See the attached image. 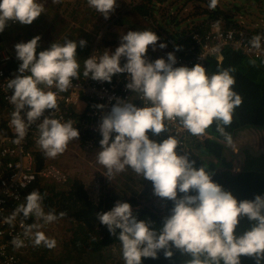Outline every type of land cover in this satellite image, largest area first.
Returning a JSON list of instances; mask_svg holds the SVG:
<instances>
[{
  "label": "clouds",
  "instance_id": "1",
  "mask_svg": "<svg viewBox=\"0 0 264 264\" xmlns=\"http://www.w3.org/2000/svg\"><path fill=\"white\" fill-rule=\"evenodd\" d=\"M86 3L106 20L117 6V0H86ZM217 4L218 0H209L208 7L215 9ZM44 11L42 0H0V33L9 21L31 25ZM40 39L36 36L14 45L20 64L15 78L7 81V89L13 93L8 99L14 108L10 125L16 134L13 143L19 145L29 127L43 116L36 127V143L45 157L55 159L67 150L71 141L79 139L72 120L62 121L53 116L58 109V93L67 92L73 81L80 78L81 64L75 40L53 42L37 54ZM262 39L256 35L249 43L260 50ZM159 40L154 31H128L119 36V46L114 52L104 49L102 54L94 52L83 60L82 75L111 83L114 75L127 74L126 90L137 94L143 105L138 108L117 98L110 111L101 116L98 132L102 138L96 160L106 170L105 175L113 178L131 169L144 181L151 182L154 196L171 201L174 206L159 230L151 222L138 221L131 205L121 200L111 210L97 213L96 220L119 240L124 264H141L142 258L155 260L161 251L165 258H171L172 248L191 257L187 264H241L242 256L254 257L256 264H260L264 260V196L238 202L213 182L212 174L203 167L195 168L189 156L177 155L179 142L174 136L168 135L156 143L147 135L166 133V122H176L192 136H200L214 121L224 134L223 126L231 124L235 108L243 103L242 96L234 91L235 69L208 75L200 64L174 67L177 61L173 53L167 54V62L164 58L150 62L146 58L147 49L152 46L155 50ZM86 43L80 40L79 47L84 48ZM166 46L159 44L160 49ZM121 60L125 61L123 66ZM95 107L102 111L104 106ZM25 109H28L24 112L27 122L21 116ZM45 110L52 111L45 116ZM190 191L195 195H190ZM178 192L183 194L180 198ZM45 195L33 190L4 223L11 226L17 217H22L23 236L31 238L35 246L43 244L51 249L56 241L38 229L67 213L57 215L54 210L46 213ZM30 217L43 224H24ZM244 217L250 228L237 235V226ZM11 243L17 249L25 246L20 236Z\"/></svg>",
  "mask_w": 264,
  "mask_h": 264
},
{
  "label": "trees",
  "instance_id": "2",
  "mask_svg": "<svg viewBox=\"0 0 264 264\" xmlns=\"http://www.w3.org/2000/svg\"><path fill=\"white\" fill-rule=\"evenodd\" d=\"M197 1L191 10L192 14L201 11L200 0ZM249 1L256 4L264 2V0ZM157 2L163 3L162 0ZM153 4L154 0L133 1L131 2V11L139 17H149L155 20L153 12L156 8ZM206 4L207 9H203L200 13L206 14L205 23L220 22L224 23L226 28L239 27L237 18L240 17L239 14L236 15L239 9L234 14L225 11L218 5L215 9H210L208 7L209 0L206 1ZM184 6L185 4H182L183 8ZM256 32L264 34V25L258 27ZM84 41L87 42L84 48L79 47V42L77 44L76 54L80 63L91 56L92 37ZM82 55H87V57L81 60ZM208 66L210 75L223 69H235V72L232 73L236 80L234 91L242 96L243 103L235 108L231 124L223 126L224 134L218 131L217 122L214 121L205 131L210 136L209 138L192 142V150L188 155L189 160L194 162L195 168L203 167L206 172L212 174L213 182L230 192L238 202L251 201L257 195L264 196V153L244 148L250 145V140L256 141L254 137L264 138V55L260 57L247 56L241 51L226 49L222 53L220 61L211 59L208 61ZM81 67L83 68V64ZM0 128L3 136L9 135L5 123L1 122ZM248 132L249 135L244 134ZM150 133L148 132L147 135ZM162 141L161 138H157L155 142ZM231 145H237L236 156L231 150ZM35 158L38 168H41L45 161L44 154L38 151L35 153ZM235 160L239 161L238 170H235L234 167ZM138 185L143 188V193L139 197L156 199L158 207L154 203L147 207L130 198L127 203L131 205L133 215L138 221L151 222L153 227L159 230L162 227L163 219L170 215L174 205L171 201L154 196L150 181H144L142 177H139ZM33 190H38L41 195L46 194L43 200V208L46 213L51 210H54L57 215L60 212H66L67 215L62 219L69 220L73 225L72 242L74 244L70 247L65 244L63 250L53 253V259L43 264H124L119 240L110 235L105 226L99 224L96 214L111 210L117 200L126 202L125 198L120 195L111 197L104 194V199L99 202L95 201L90 198L83 183L72 178L64 185L51 183L46 179H37L25 190L24 199ZM189 194L195 195L191 191ZM182 195L178 192L177 198ZM161 207L162 211L159 210ZM26 221L29 224L38 223L35 217H30ZM248 228H250V222L246 217L241 218L236 234L240 235ZM118 234L119 230H117ZM171 251L173 252L171 258H165L161 251L157 254V259L142 258L141 264H187L191 258L175 248H172ZM240 261L241 264H256L254 257L242 256ZM260 264H264V260H261Z\"/></svg>",
  "mask_w": 264,
  "mask_h": 264
},
{
  "label": "built area",
  "instance_id": "3",
  "mask_svg": "<svg viewBox=\"0 0 264 264\" xmlns=\"http://www.w3.org/2000/svg\"><path fill=\"white\" fill-rule=\"evenodd\" d=\"M12 25L17 23H12ZM115 30L112 21L104 25L95 36V42L92 44L91 55L94 52L100 54L98 44L104 39L103 34L106 31L113 32ZM128 32V31H127ZM127 32L125 34H127ZM264 34L245 27L226 28L224 23L211 22L204 30H192L189 35V43L182 53L174 52L176 58V67L187 66L193 67L200 64L210 75L208 69V61L211 59L221 60L222 53L226 49L241 51L244 55L260 57L264 55V39L261 41V49L257 50L251 47L249 41L253 36ZM166 43L174 46L173 38L166 37ZM45 49L36 50L38 54ZM125 61L121 60V66ZM20 62L16 59L15 53L0 48V114L2 113L3 122L5 123L9 135L0 138V264H21V255L25 252L33 250L46 249L43 244L35 246L31 238L23 236L22 217H17L13 225L4 223V219L10 215L15 207L23 203V195L25 190L37 179H46L47 181L59 185H64L68 181V176L51 163H43L38 168L35 153L39 151L36 143L38 139L37 125L42 122L43 116L36 123L32 124L26 137L19 145L13 143L16 138L14 129L10 125L11 114L14 111L8 99L11 97L12 90L7 89V81L15 78ZM127 74L114 75L111 83L93 81L86 79L80 75L78 80L73 81V86L63 93H58V109L55 110L53 118L62 121L72 120L73 126L80 128L85 135L84 143L92 141V146L96 141L101 139L98 132V124L101 116L106 115L116 99L127 100L136 107H143L142 101L137 94L126 90L125 83ZM95 105H103V110H98ZM21 112L22 119L26 121L24 112ZM81 110V112H80ZM52 110H45L44 115L47 116ZM79 114L82 118L79 122L75 116ZM167 132H162L158 136L150 133L149 139L156 141L157 138L167 139L168 135L174 136L179 144L175 149L177 155H189V143L202 141L210 136L206 133L200 136H192L176 122H166ZM115 134H113L114 137ZM111 141V140H110ZM24 224H29L23 221ZM30 225V224H29ZM43 231L45 235L54 239L53 232L49 227L38 229ZM20 236L24 240V247L15 248L11 243L14 237Z\"/></svg>",
  "mask_w": 264,
  "mask_h": 264
},
{
  "label": "rangeland",
  "instance_id": "4",
  "mask_svg": "<svg viewBox=\"0 0 264 264\" xmlns=\"http://www.w3.org/2000/svg\"><path fill=\"white\" fill-rule=\"evenodd\" d=\"M47 1L49 0H42V2H44L46 11H44V13L40 16L41 18L38 20V23L33 21L31 25L23 26L17 23L12 25L15 28L12 27L13 33L11 37L6 39L4 37H0V46H2L0 47L1 49H6L12 53H15L14 45L20 42H28L36 36L41 38L38 42V47H42L43 49H46L44 47H49L53 42L62 43L66 38L79 42L80 40H86L87 38L89 39L92 37L93 44V40L97 35V32L104 27L106 22L108 23L110 21L108 19L106 20L105 18L100 20L99 16L96 14L93 15L96 11L93 12L94 9H89L87 3L84 1H77L75 3L67 2L66 0H64L65 2L60 0L59 3H48ZM129 1L130 2H127L125 6H121L117 9V11L120 10L121 14L118 12V15L121 17V20L124 19L127 22H132L134 24L132 28L136 27L137 30L140 27H148V29H151L152 31H164L163 33L165 34L159 33V41H161V43L165 44L166 37H168L167 33L170 36L174 34L178 35L180 32L175 31L184 30L189 34L194 29L190 26V23H186V21L189 18L188 14L198 1L188 4L187 9L184 10L185 7H182L183 0H174L177 2L174 12L172 9L170 10L172 5L170 6L167 3L169 0L165 1L164 5L166 6L160 8H158L156 3H154L153 5L156 10L153 12V17L155 20H152L149 17L141 18L135 14H131L133 17L132 20L131 18L126 19V12L130 11L132 7L131 2H143L145 0ZM249 3L252 2H248V0H219V5L223 7L225 11L234 14L238 12L236 15L239 14L238 16L240 17L237 18L239 26L256 31L258 27L263 26V23L260 21L263 18L259 15L257 10L259 11L260 9L264 8V2H262V4L253 3L254 5H249ZM48 4L52 5L46 8ZM126 6H128V10H126ZM247 8L251 9L252 12H247ZM137 18L140 20L139 23H137ZM185 23V27L180 29L179 27H183ZM176 26H178V28H176ZM122 31V27L119 25L117 33L120 34ZM132 31L134 30L132 29ZM107 33V31L104 32V39L98 44L100 54H102L104 49H108L113 45H116L114 48H112L113 50L119 46V39L116 37H110ZM113 34L115 35L116 33ZM109 38L114 39V41L109 42ZM166 48L168 51L169 47L166 46ZM86 57L87 55H82L80 58L83 60ZM80 64H83V62ZM74 116L78 122L82 118V116L79 114ZM1 122H3L2 113L0 114V124ZM77 130L79 132V139L71 141L67 150L63 154L58 155L55 159H49L45 157L44 163H51L63 170V172L68 176V181L70 178L81 181L85 189L88 191L90 198L95 201L99 202L104 199V194H108L111 197L120 195L122 198L126 199V202H128L127 200L130 198L133 199V201L137 200L139 203L147 207H149L152 203L158 207V202L156 199H146L147 197H139V195L143 193V188L142 186L138 185L139 176H137L131 169H128L113 178L107 177L105 175L106 170L103 168V166L99 165L96 160V154L100 150V139L96 141L93 146L92 141H89L88 144L84 143L85 135H83L82 130L79 127ZM244 134L249 135L250 133L248 132ZM1 137H3V134L0 128V138ZM254 138V140L259 141V143L264 142V138ZM250 143H253L254 147L258 148L257 144H255V141L252 142L250 140ZM188 146L191 153L192 142H190ZM231 148L234 153L238 151L237 145H231ZM39 151L41 150L39 149ZM238 169L239 166H235V170ZM159 210L162 211L163 208L161 207ZM37 222L43 224L42 221ZM43 227L51 228L54 235V240L56 241V246L51 249L46 248L33 250L32 252H25L21 255V264H43L53 259V253H58L59 251L63 250L65 248V244H67L68 247L74 244L72 242L73 225L69 220L59 219L56 222L44 224Z\"/></svg>",
  "mask_w": 264,
  "mask_h": 264
},
{
  "label": "crops",
  "instance_id": "5",
  "mask_svg": "<svg viewBox=\"0 0 264 264\" xmlns=\"http://www.w3.org/2000/svg\"><path fill=\"white\" fill-rule=\"evenodd\" d=\"M63 2H65L64 0H62ZM67 2H71V3H75V2H77V1H79V2H82V1H84V2H86V0H66ZM157 1H159V0H154V3H156V5L158 6V7H164V6H166V5H164V3H165V1H167V0H162V2L163 3H160V2H157ZM185 1V2H184ZM195 1H197V0H183V3L182 4H185V8H184V10H186L187 9V6H188V4H192V3H194ZM206 1L207 0H201V1H199L200 3H201V11L203 10V9H207V4H206ZM48 3L49 2H53V0H49V1H47ZM127 2H130L129 0H117V6L116 7H121V6H123L124 4H127ZM248 2H250L249 0H248ZM169 5H172L171 6V8H170V10L172 9V11L174 12V8H175V5H176V3L177 2H175L174 0H169L168 2H167ZM254 2H252V3H249V5H254L253 4ZM52 4H48L47 6H46V8H48L49 6H51ZM205 5V6H204ZM218 6H220L219 5V0H218V4H217ZM126 7H128V6H126ZM125 7V8H126ZM221 7V6H220ZM89 8V7H88ZM118 8H116L115 9V11L113 12V13H111L110 14V16H109V18L108 19H110L111 21H112V23H113V25H114V27H115V30L113 31V32H109V31H107L108 33V35L110 36V37H116V38H118L119 39V36L120 35H122V34H125L127 31H132V29L135 31V30H137L136 29V27L135 28H132V26L134 25L132 22H127V21H125L124 19H122L121 20V17L118 15V12L120 11V10H118L117 11V9ZM89 9H91L92 10V8H89ZM124 9V8H123ZM122 9V10H123ZM121 10V11H122ZM126 10H128L127 8H126ZM46 11V10H45ZM201 11H198V12H200L201 13ZM246 11L247 12H252L251 11V9H246ZM258 11V10H257ZM93 12H95V10L93 11ZM123 12V11H122ZM259 13H260V15H261V17L263 18V19H261L260 21L263 23V25H264V8L263 9H260L259 11H258ZM127 14H126V19H128V18H131V20H132V16H131V14H135L134 12H132L131 10L130 11H127L126 12ZM200 13H196V14H192V12L191 13H189V18L187 19V21H186V23H190V26L191 27H193L194 29L193 30H199V31H201V30H204L205 28H207V25H208V23H205L204 21H205V19H204V17H206V14H200ZM97 15V16H99V18H100V20H102L104 17L102 16V15H100L99 13H97V12H95L93 15ZM121 14V13H120ZM136 15V14H135ZM138 16V15H137ZM139 17V16H138ZM238 17V16H237ZM236 17V18H237ZM41 17H38L36 20H34V22L35 23H38V20L40 19ZM141 18H143V17H141ZM138 19V18H137ZM139 19L137 20V23H139ZM104 22V21H103ZM102 22V23H103ZM126 23V24H125ZM186 23L183 25V27H179L180 29L181 28H184L185 27V25H186ZM121 26L122 27V32H120V34L119 33H117V30H118V26ZM12 24L10 23V22H8V24H7V26L5 27V30L2 32V33H0V37H4L5 39L6 38H8V37H11L12 36V33H13V29H12ZM125 27V28H124ZM129 27H131V28H129ZM13 28H15V27H13ZM176 28H178V26H176ZM138 30H149L148 29V27L147 28H138ZM150 31H152L151 29H150ZM155 33H156V35L159 37V33L160 34H162L164 31H154ZM175 32H180L178 35L177 34H174V35H172L171 37H173V40L175 41V45L174 46H169V45H167V43H166V40H165V44L167 45V47H169V50L167 51V48H166V50H165V48L164 49H160L159 48V44L161 43V41H158L157 42V45H156V47H155V50H153V48H152V46H149L148 47V49H147V53H146V58L151 62V61H155L156 59H159V58H164L165 59V61L167 62V54L168 53H173L174 54V52H178V53H182L183 51H184V49H185V47L187 46V43H189V39H188V32H185L184 30H182V31H175ZM113 33H116L115 35L113 34ZM158 33V34H157ZM163 34H165V33H163ZM167 36L168 37H170V35L167 33ZM109 40V42H111V41H114V39H108ZM3 44H4V42H3ZM77 44H78V42H77ZM116 45H113L112 47H110V48H108L109 50H111V51H113L114 52V50L112 49V48H114ZM0 47H2V46H0ZM101 47H102V45H101ZM177 47H179L181 50H179V51H175V49L177 48ZM39 48H42V47H38L37 49H39ZM44 48H48V47H44ZM36 49V50H37ZM90 51H92V45H91V48H90ZM174 67H176L175 65H174ZM82 72H83V68L81 67V75H82Z\"/></svg>",
  "mask_w": 264,
  "mask_h": 264
},
{
  "label": "flooded vegetation",
  "instance_id": "6",
  "mask_svg": "<svg viewBox=\"0 0 264 264\" xmlns=\"http://www.w3.org/2000/svg\"><path fill=\"white\" fill-rule=\"evenodd\" d=\"M249 144H250V145H248V146H246V147H244V148L249 147V148H251V149H255V150H257V151L264 150V142H263V143H259V141H255V144H257V147H258V148H255L254 145H253V143H250V142H249ZM236 162H237V160H235V162H234V167L236 166Z\"/></svg>",
  "mask_w": 264,
  "mask_h": 264
},
{
  "label": "water",
  "instance_id": "7",
  "mask_svg": "<svg viewBox=\"0 0 264 264\" xmlns=\"http://www.w3.org/2000/svg\"><path fill=\"white\" fill-rule=\"evenodd\" d=\"M247 149H249V150H252L251 148H249V147H247ZM231 150H232V148H231ZM238 152V151H237ZM237 152H233V154L236 156L237 154ZM259 153H264V150H261V151H259ZM236 166L238 167L239 166V161L237 160V162H236ZM237 169V168H236Z\"/></svg>",
  "mask_w": 264,
  "mask_h": 264
}]
</instances>
